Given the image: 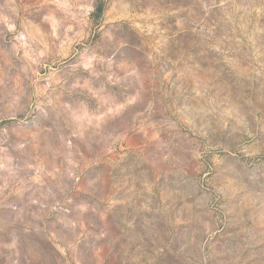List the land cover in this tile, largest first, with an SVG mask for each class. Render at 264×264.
I'll list each match as a JSON object with an SVG mask.
<instances>
[{
  "label": "rangeland",
  "instance_id": "obj_1",
  "mask_svg": "<svg viewBox=\"0 0 264 264\" xmlns=\"http://www.w3.org/2000/svg\"><path fill=\"white\" fill-rule=\"evenodd\" d=\"M0 264H264V0H0Z\"/></svg>",
  "mask_w": 264,
  "mask_h": 264
}]
</instances>
